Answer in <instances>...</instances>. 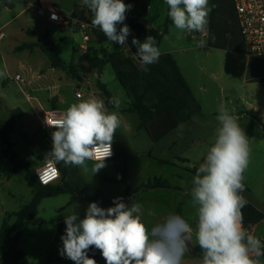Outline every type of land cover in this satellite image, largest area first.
<instances>
[{"label":"rangeland","instance_id":"rangeland-1","mask_svg":"<svg viewBox=\"0 0 264 264\" xmlns=\"http://www.w3.org/2000/svg\"><path fill=\"white\" fill-rule=\"evenodd\" d=\"M37 1L6 0L7 6H3L0 11V37L4 34L2 39L0 38V73H3L0 75V99L3 102L0 118L7 119L10 111L16 108H20L24 113L12 134L16 156L30 165L31 170H35L52 147V133L41 128L44 106L51 109L59 101L58 108L66 110L72 103L82 99L90 96L100 97L99 83H104L121 102L119 109L106 107L109 112H119L121 124L113 139L121 143L131 157L128 161L127 183L119 182L121 175L117 168L119 162L116 160L106 161V167L95 175L91 172L92 161L86 162L88 171L76 166L71 167L77 169L78 174L88 185L99 190L109 199L121 195L127 185L138 187L156 176H164L171 184L177 185L180 180L176 175L182 174L185 185L189 188L184 195L182 214L187 218L190 226L195 228L197 215L191 204V179L203 161L207 147L214 140V132L218 127L215 112L220 106V99L234 97L221 91L219 85L210 76L209 72H213L216 67L213 59L215 52L207 55L205 49L207 42L204 47H197L195 41H191L187 36L186 31L177 30L172 25V32L162 43L161 50H175L174 56L200 98H203L199 93L200 86H207V101H204V105L201 104L203 111L195 117L194 125L182 126L167 138L154 144L146 129L140 126L138 114L126 110L130 105L129 99L117 81L112 65L101 64L102 45L96 41L93 32L89 31L90 38L86 40L85 35L88 32H83L74 25L61 29L50 23L45 17L39 16L36 9L29 8L30 3ZM39 1H45L51 7L59 8L63 15L69 17L72 16L76 5L82 4L81 0ZM144 1L138 0L137 4L140 6ZM149 1L154 16L150 18L148 14L143 17L146 21L145 25L147 27L163 25L167 17L165 0ZM128 2L132 3L133 0ZM132 7L135 9L136 5L133 3ZM27 30L34 33L27 34ZM47 32L59 45L60 56L67 65H71L79 77L73 76L69 68L53 70L48 56L40 47H35L34 50L16 49L24 42L41 43ZM83 45L86 46L85 50L82 48ZM188 47L190 49L187 51H178ZM17 75L21 76L20 81L15 79ZM78 94L80 97L77 96ZM238 123L248 136L252 128L250 120L246 118ZM255 131L259 132L258 127ZM258 144L253 145L243 181L245 186L252 188L261 202H264V143ZM152 157L172 164L161 165ZM179 157L189 158L190 164L178 162ZM174 164L181 168L173 166ZM14 169L15 164L9 159H0V230L6 214L19 211L34 196V190L26 180V170ZM167 195L166 190L158 193H140L136 196L135 202L144 205L145 213L153 209L157 213V218H162L169 212H178L174 201ZM88 205L81 200L72 202V194H62L42 200L36 218L26 222L21 239V247L32 264H74L73 261L59 254L63 245L58 225L64 221L66 214L73 212H78L83 218ZM148 219L145 216V220ZM14 220L15 218L12 217L11 222ZM260 235H264V226L257 233L259 239ZM191 240L194 244L197 243L195 230ZM98 264H106L102 255Z\"/></svg>","mask_w":264,"mask_h":264},{"label":"clouds","instance_id":"clouds-1","mask_svg":"<svg viewBox=\"0 0 264 264\" xmlns=\"http://www.w3.org/2000/svg\"><path fill=\"white\" fill-rule=\"evenodd\" d=\"M82 4L92 13V25L99 27L108 41L121 46L128 42L131 29L124 21L131 4L124 0H82ZM165 4L175 29L205 31L211 11L209 0H165ZM52 19L57 17L53 15ZM131 43L137 47L136 56L144 72L159 61L162 52L153 36L148 35L143 41L133 38ZM195 43L204 47L206 41ZM107 103L116 109L121 105L117 98ZM217 113L214 140L207 147L190 188L201 264H264L259 259L264 256V242L243 226L242 209L248 203L242 195L243 174L250 157L248 136L225 104L219 106ZM120 124L119 112H109L104 98L90 96L72 103L49 125L55 130L51 151L44 161L52 166L38 173L40 182L47 184L57 179L55 165L60 162L88 171L86 162L92 161L91 172L97 174L113 155V138ZM130 200L116 197L113 206L107 208L91 202L83 218L78 212L66 214L59 254L74 264H97L88 255L94 247L100 250L106 264H181L190 250L193 229L189 222L175 212L157 218L155 210L145 213L142 203Z\"/></svg>","mask_w":264,"mask_h":264},{"label":"trees","instance_id":"trees-1","mask_svg":"<svg viewBox=\"0 0 264 264\" xmlns=\"http://www.w3.org/2000/svg\"><path fill=\"white\" fill-rule=\"evenodd\" d=\"M3 6H7L6 0H0V11ZM217 13L226 17L235 28L230 48L246 52L234 0H211L210 45L213 46V18ZM72 18L79 22L87 23L92 27L91 31L95 35L96 41L102 45L101 64L112 65L116 79L120 82L129 98L130 105L127 110L138 114L141 121L140 126L146 129L152 143H159L174 130L190 122L202 112L201 103L196 98L176 58L171 53L162 54L159 61L148 66L149 70L144 72L141 70L138 57L136 56L137 47L131 43L133 38L143 41L146 36L151 35L156 39L157 46L160 48L164 36L170 31V26L172 25L170 18L166 17L165 23L159 28L146 29L136 18L126 13L124 23L131 29V34L128 37V42L123 46L108 41L99 27L92 25V13L83 4L76 5ZM35 47H40L48 56L52 68L62 70L69 68L73 76L79 77L71 65H67L60 56L59 45L54 40L49 39V35H46L39 44L24 43L16 49L18 51L25 49L34 50ZM99 88L108 101L114 98L103 83H99ZM2 105L3 102L0 99V108ZM109 106L114 107L112 104ZM22 115V110L16 108L10 111L7 119L0 118V140L2 143L0 159H9L15 164V171L22 168L26 170V180L28 185L34 190V196L19 211L6 214L0 230V264H32L21 247V239L26 228V222L36 218L39 206L44 198L72 194V202L78 200L87 204L96 202L102 208L113 206L112 201L116 198L109 199L105 197L102 192L88 185L78 174L75 167L65 166L63 162L56 164L61 171L60 182L42 185L36 179V170H31L30 165L21 161L14 151L15 143L12 140V134ZM113 146L115 157L112 160L119 162L117 166L121 175L119 182L126 184L129 172L128 161L131 157L121 145L113 142ZM171 188L172 185L168 180L155 177L143 182L138 187L127 185L125 191L117 197H123L125 202H129L131 198L130 202H132L140 193L155 189ZM247 201L248 203L242 209V213L243 226L246 230H249L252 226L264 221V212L259 210L249 200ZM177 214L183 216L181 210H178ZM12 217L15 218L13 222H11ZM65 227L64 221L59 223L58 232L61 235L64 234ZM191 253L202 257L199 246H195V251H191ZM88 255L94 258L98 264L101 258L100 250L93 247L89 250Z\"/></svg>","mask_w":264,"mask_h":264},{"label":"crops","instance_id":"crops-1","mask_svg":"<svg viewBox=\"0 0 264 264\" xmlns=\"http://www.w3.org/2000/svg\"><path fill=\"white\" fill-rule=\"evenodd\" d=\"M137 1L138 0H136V2H134V0H133V2L130 3V2H128V0H124L125 4H131L133 6V3H134L136 5L135 9H133V7H132L131 10L128 11L127 13L130 16L136 18L141 24H143L145 26L146 29H153V28L155 29V28L161 27L162 25L161 26H149V27H147L145 25L146 21L143 20V17H145L148 14H149L150 18H152L154 16L153 11H152V7H151V2L149 0H145L144 3H141V5L139 6L137 4L138 3ZM209 6L211 7V0H209ZM140 7L142 9H140ZM29 8L36 9L38 11L39 16L45 17L50 23L60 27L59 25H57V24H55L49 20L50 10L56 9L59 11L60 14H62L61 10L59 8L51 7L49 4H47V2L39 1V0L37 2L30 3ZM64 16L69 17L66 15H64ZM211 18L212 17H211V11H210L209 16H208V24H207L206 29L203 33L187 32L186 31V34L190 38L191 41L196 42L197 40H200V39L205 40L207 42V47H205V49L207 50V53H206L207 55L212 54L211 52H215V53H213V54H215L213 59L216 63V67L213 69L214 70L213 72H209L210 76L219 85V87L221 88V91L227 92L230 95H234V97H232V98L225 97L223 99H220V105L225 104L229 108L231 113L238 117V122H242V120L246 119V118H248L250 120L252 128H251V131L248 133V137H249L248 140H249V147H250V153H251V150H253V145L258 144V143H260V144L264 143V59L251 56L247 52H240V51L232 50L230 48V45L232 42L233 35L235 33V28L233 27L232 23L226 17H224L223 15L218 14V13L215 14L214 18H213V20H214V23H213L214 24V31H213L214 38H213V46H211L210 45V38H209L210 37L209 32H210ZM171 27H172V25L170 26L169 33L164 36L162 43L164 42L166 37L171 34V32H172ZM28 32H29V34L34 33L33 31H30V30H27V34H28ZM204 34H207L206 37H202ZM46 35H49V33L47 32L45 34V37H46ZM3 36H4V34H3ZM49 39H51L50 36H49ZM24 43H33V42H24ZM24 43H22V44H24ZM162 43L160 45V50H161ZM19 46H21V45H19ZM189 49L190 48L188 47V48L180 49L178 51H187ZM174 51H175L174 49L161 50L162 54L171 53L173 56H174ZM177 62H178V60H177ZM178 64H179V62H178ZM179 66H180V64H179ZM180 68H181V66H180ZM52 69L55 70V68H52ZM181 70H182V68H181ZM104 85L106 86V84H104ZM190 86H191V84H190ZM107 89H108V87H107ZM192 90H193L196 98L198 99V101L202 105H204V101L205 102L207 101L206 100L207 94H208L207 86L203 85V86H200V88H199V93H201L203 98H200L198 96V94L195 92L193 87H192ZM112 95L114 98L118 99L117 95H114L113 93H112ZM57 102L58 103L56 104V106H54L51 109L44 106V109H43L44 117H43V119H41V128H42V122L45 118L46 112H51V111H62L63 112V111H65V110L58 108L59 101H57ZM129 103H130V101H129ZM200 114L201 113H199L198 115H200ZM217 114L218 113L215 112V116H217ZM23 115H24V113H23ZM23 115H22V117H23ZM195 117L190 122L184 124L183 126H187L188 124H189L188 126L194 125L195 124V122H194ZM181 127L174 130L172 133L179 130ZM257 127H258L259 132L255 131V128H257ZM45 131H47V130H45ZM53 131L54 130L47 131V132L52 133ZM172 133H170V134H172ZM168 136H166L165 138H167ZM113 142L121 145V143H119L115 139H113ZM122 147H124V146H122ZM4 159H6V158H4ZM153 159L156 160L157 162H159V164H161V165H166V164L170 163V162L167 163L168 161H165V160H158L155 158H153ZM250 159H251V157H249V161H250ZM182 161H183V163L188 162L190 164L189 158L179 157L178 162H182ZM45 163L46 162L44 160H42L41 164L39 166H37V168L35 170H37L38 168L43 166ZM170 164H172V163H170ZM173 166L181 168V166L176 165V164H174ZM156 177H159V176H156ZM160 177L166 179L164 176H160ZM176 177H177V179L180 180V182L177 185H173L170 183L172 185L171 189H155V190H151L148 192H157L158 193V192L166 190L167 194H168L167 196L171 197V199L174 201L177 209L181 210V212H183L184 195H185L186 191L189 190V188L186 187L185 182H184V176L182 174L178 173L176 175ZM166 180H168V179H166ZM144 193H147V192H144ZM242 195L247 200L252 202L259 210L264 212V202H261V200L255 194V192L253 191L252 188L245 186V191L242 193ZM133 201L135 202L136 198H134ZM185 219L187 220V218H185ZM262 226H264V221L256 224L255 226H252L247 231L250 232L251 234L257 236V233L259 232V230ZM192 229L194 232L196 227L192 228ZM260 237H261L260 240L262 242H264V235H260ZM191 242H192V240H191ZM192 244L194 245V247L199 246L197 243L194 244L192 242ZM259 259L264 261V256L260 257ZM201 261H202L201 256H196V255H193L191 252H187L185 254V256L183 257L181 264H201Z\"/></svg>","mask_w":264,"mask_h":264},{"label":"built area","instance_id":"built-area-1","mask_svg":"<svg viewBox=\"0 0 264 264\" xmlns=\"http://www.w3.org/2000/svg\"><path fill=\"white\" fill-rule=\"evenodd\" d=\"M234 6L236 10V14L238 17V24L240 28V32L243 36L246 52L254 57L264 59V0H234ZM53 15L57 17V19H52ZM49 20L53 23L59 25L61 29L67 28L69 25H74L78 29L83 32H88L85 35V39L89 40V31L92 27L84 22H79L78 20L72 17H65L60 14L58 10L53 9L49 12ZM121 25H118V28ZM207 34H204L202 37H206ZM3 37V34H1ZM82 48L85 50L86 46L83 45ZM17 81L21 80V76L17 75L15 78ZM78 97L80 94L77 95ZM62 111H51L45 113V118L42 122V128L47 131L55 130L51 126H49L55 118H57ZM113 147V155L107 161L114 159L115 157V149ZM46 166L44 164L40 168L36 170V179L40 182L38 173L41 172ZM55 167L58 169L59 176L57 179L42 185H51L55 184L61 179V171L57 165Z\"/></svg>","mask_w":264,"mask_h":264},{"label":"water","instance_id":"water-1","mask_svg":"<svg viewBox=\"0 0 264 264\" xmlns=\"http://www.w3.org/2000/svg\"><path fill=\"white\" fill-rule=\"evenodd\" d=\"M100 97L105 99L106 106H107V107H109V105H110V104H109V103H107V102H108V100L106 99L105 95L101 93V94H100ZM190 250H191V251H195V247H194V245L192 244V242H191V241H190Z\"/></svg>","mask_w":264,"mask_h":264}]
</instances>
